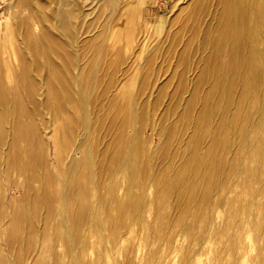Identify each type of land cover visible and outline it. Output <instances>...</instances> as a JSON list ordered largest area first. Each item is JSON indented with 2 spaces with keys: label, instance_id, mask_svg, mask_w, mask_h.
<instances>
[{
  "label": "rangeland",
  "instance_id": "1",
  "mask_svg": "<svg viewBox=\"0 0 264 264\" xmlns=\"http://www.w3.org/2000/svg\"><path fill=\"white\" fill-rule=\"evenodd\" d=\"M45 1L32 0L38 11L33 19L28 20V25L31 27L36 20L40 29H49L56 38L63 29L54 15L55 0L51 3ZM78 1L75 14L92 24L91 32L80 36L79 45L86 43L85 39L90 36L91 45L78 47L77 53L69 50L65 56L61 55L58 45L51 47L50 57L61 67L65 79L60 84L52 81L57 95L45 96L44 100L48 105L67 100L60 89L62 84L69 86L71 92L78 89L75 85L78 86L88 100L86 109L90 111L91 130L88 133L82 128L78 140L81 126L76 128L67 149L73 148L77 142H84V134L88 135L87 152L91 154V169L97 188L94 189L90 213L106 226L97 235L90 234V246L81 252L84 256L82 261L88 263L89 257L94 256L96 264H264V107L261 104L258 106L262 117L257 116L252 122L253 130L246 135L238 129L229 134V148L224 151L225 165L220 177L217 176L216 180L209 178L212 171L206 167L202 173L190 174V178L199 181L197 195H187V192L182 195L180 188L162 195V188L165 187L156 180L168 170L169 164L167 158L155 149L163 139L174 142V146L181 143L180 152L184 150L186 155L190 154L194 134H199L200 130L191 121L194 120L193 114L186 118L181 114L193 92L198 96L194 107L202 106L200 101L204 100L208 91L207 73L201 72L203 61L199 63V69L196 66L207 51H198L196 41H193L194 49L184 53L186 42L180 34H175L174 27L170 29L172 35L166 33L164 37L162 20L173 18L174 0H145L148 4L136 9L134 5L139 7L141 0ZM254 3L264 10L263 2L254 0ZM7 13L8 5L3 6L0 2V22L6 19ZM75 16L70 19L71 27L76 21ZM79 25L77 29L81 28ZM262 28L264 33V24ZM173 35L178 38L171 37ZM77 55L85 69L83 76L79 75L80 79H75L73 75L77 61L73 60L70 66L67 60L66 65L62 63L65 57L73 59ZM19 56L28 61H42L33 54L20 52ZM182 57L195 59L196 66L187 72L188 62H181ZM96 61L99 78L88 82L89 68ZM28 73L37 80L45 75L44 70L36 72L32 66L28 67ZM70 74L73 78L69 77ZM202 79H205L203 85ZM197 80L201 81V85L195 88ZM43 90L46 91L47 87L43 86ZM73 102L68 111L55 115L42 107L33 113L34 123L48 128L47 132L57 147L67 130L62 122L79 115L75 110V100ZM223 105V98L218 99L217 111ZM234 106L235 103L231 109ZM247 115L246 102L238 127L246 124ZM139 120L142 126L136 137L144 141V152L135 157L130 151L124 163L110 160V155L119 149V124L129 121L122 131L131 135L134 133L133 124ZM206 141L210 143L208 137ZM182 142L185 143L183 146ZM260 142L263 143L262 148L259 147ZM206 148L207 145L202 147L201 152L204 153ZM147 151L153 152L151 162ZM238 159L241 160L239 164ZM65 162L58 163L55 171L64 168ZM181 163L177 162L174 168H186L187 163L182 166ZM235 166L238 170L230 172ZM167 175L173 177V172L169 171ZM152 176L155 182L153 180L149 184ZM62 179L66 178L62 176ZM67 179L71 180V175ZM208 188L211 189L210 195H204ZM22 195V190L12 195L15 205ZM124 201L130 207L120 213V204ZM96 203L99 205L96 206ZM59 207L55 204L54 210L58 211ZM9 211L6 209L5 213ZM5 221L1 222L3 226L8 224H4ZM54 226L55 219L47 218L45 210L41 209L30 218L29 227H21L18 242L0 246L3 257L0 264H56L49 254L50 247L57 253L63 247H55L54 242L43 237L42 231L45 228L47 233L52 234ZM6 227H3L4 231ZM5 241L3 233L0 243L7 244ZM63 261L73 263L68 258Z\"/></svg>",
  "mask_w": 264,
  "mask_h": 264
},
{
  "label": "bare ground",
  "instance_id": "2",
  "mask_svg": "<svg viewBox=\"0 0 264 264\" xmlns=\"http://www.w3.org/2000/svg\"><path fill=\"white\" fill-rule=\"evenodd\" d=\"M51 1L53 0L44 3ZM260 1L264 4V0ZM0 2L3 6L8 5L6 19L0 22V238L4 233L7 239L5 241L7 244L0 243V246L18 242L20 239L18 232L21 227H29L30 218L44 209L47 218L55 219V226L52 234L47 233L43 228V237L54 242L55 247L58 245L63 247L60 253L50 247L49 254L52 260L56 264H66L63 261L65 258L72 261V264H96L94 256H90L88 263H84L82 261L84 256L81 254L90 246L92 237L90 234L97 235V232L103 231L106 226L103 221L96 220L90 213L93 209L94 189L97 188L95 175L91 169V154L87 152L88 135L84 134V142H77L73 148L67 149L76 128L81 126L78 140L82 128L88 133L91 130L90 111L86 109L88 100L78 86L75 85L78 89L71 92L69 86L65 84H62L60 89L67 100L54 102L53 105H48L44 100L45 96L57 95L52 81H58L60 84L65 79L61 67L50 57L51 47L58 45L63 56L69 50L77 53L78 47L91 45V36L85 39L86 43L82 45H79V38L91 32L92 24L75 14L78 11V0H55L54 15L63 29L55 38L49 29L44 27L40 29L36 20L29 27L28 20L33 19L35 12L38 11L32 0H0ZM146 3L148 4V1L141 0L139 7L136 4L134 8H141ZM171 12L173 18L162 20L164 37L166 33L171 34L170 29L174 27L175 34H180L181 39L186 42L184 53L191 51L193 41H196L198 51L199 49L207 51L204 57L199 58L197 66L195 59L191 60L189 57H182L181 62H188L185 69L189 72L194 65L199 69V63L203 61L201 72L207 73L208 91L204 100L200 101L202 103L200 108L194 107L198 96L193 92L181 114L183 118L193 114L194 120L191 121L195 123V128L200 130L199 134H194L195 141L190 154L186 155L184 150L180 152L181 143L179 146H174V142L162 139L156 146L155 150L167 158L168 170L173 172V177H170L167 175L169 171L165 170L156 182H160L165 187L162 188V195L176 188H180L182 195L186 192L187 195H197L199 181L190 178V174L202 173L206 167H210L212 172L209 178L216 180L217 176L220 177L225 165L224 151L229 148L228 138L231 131L238 129L242 135H246L249 130L254 129L252 122L256 121L257 116H261L257 109L260 104L264 107L262 28L264 10L258 8L254 0H174ZM74 16L76 21L71 27L70 19ZM78 25L81 26L80 29H77ZM42 42H44L43 47H41ZM20 52L26 55L33 54L42 61L22 59L19 56ZM66 60L68 66L73 60L77 61L73 75L75 79H80L79 75L83 76L82 72L85 69L80 63L79 55L73 59L65 57V61H62L64 65ZM97 64L98 61L89 68L86 77L88 82L99 78ZM30 66L36 72L44 70V77L36 76L37 80L29 75ZM63 69L66 70L64 66ZM202 82L203 85L205 79H202ZM200 85V80L194 83L195 88ZM260 85L261 89L258 90ZM43 86L47 87L46 91L43 90ZM220 98H223L224 105L217 111L216 102ZM74 100L75 110L79 115L62 122L63 128L66 125L67 130L57 147L47 132L48 128L34 123L33 113L40 107L48 108L53 115L68 111ZM246 102L248 103L246 124L238 127L239 116ZM233 103L235 106L231 109ZM127 122L129 121L119 124L121 129L119 149L110 155V160H120L124 163L130 151L138 157L145 150L144 141L136 137L142 123H139L140 120L135 122L134 133L129 135L122 131ZM207 137L210 143L206 141ZM117 143L118 137L115 145ZM184 144L182 142V146ZM205 145H207L206 151L202 153L201 149ZM262 145L263 143L260 142L259 147L262 148ZM216 150L218 153H214ZM151 153L153 152L146 153L150 162L154 156ZM255 158H259V153ZM63 160H66L63 164L64 168L55 171ZM177 162H182L181 166L187 163L186 168L180 166L181 169L176 170L174 166ZM240 162L241 160L238 159L237 164ZM237 170L238 167L235 166L230 172ZM69 175L72 177L71 180L67 179ZM62 176L66 179L63 180ZM154 178L152 176L149 184L153 180L155 182ZM21 190L22 198L15 205L12 195ZM210 193L211 189L208 188L204 195ZM55 204L60 206L58 211L54 210ZM97 205L99 203H96ZM129 207V203L122 202L120 213L127 211ZM6 209L10 211L5 213ZM4 220H6L4 224L8 223L5 231L3 227L6 225L3 226L1 223ZM118 226L115 228L117 229ZM29 242L30 240L27 244ZM2 261L3 257L0 255V263Z\"/></svg>",
  "mask_w": 264,
  "mask_h": 264
}]
</instances>
